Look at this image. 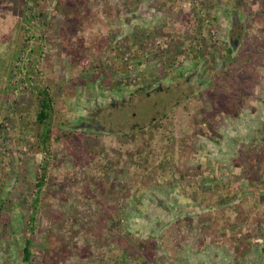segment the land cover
<instances>
[{
    "label": "rangeland",
    "instance_id": "374dc122",
    "mask_svg": "<svg viewBox=\"0 0 264 264\" xmlns=\"http://www.w3.org/2000/svg\"><path fill=\"white\" fill-rule=\"evenodd\" d=\"M29 1L0 41V264H264V0Z\"/></svg>",
    "mask_w": 264,
    "mask_h": 264
},
{
    "label": "crops",
    "instance_id": "0c3cea01",
    "mask_svg": "<svg viewBox=\"0 0 264 264\" xmlns=\"http://www.w3.org/2000/svg\"><path fill=\"white\" fill-rule=\"evenodd\" d=\"M0 2L3 4L2 5V14L1 18H4L0 20V41L3 36H10L13 33V29L18 26L19 23H22L23 17L24 16V10L25 6L24 4L26 3V0H0ZM28 2H31L27 0ZM142 8V7H141ZM160 8H162L159 5H153V4H147L144 6L142 9V13L144 16L151 18V22H149L151 25L156 27L160 20L164 18V13ZM167 14V13H166ZM159 20V21H158ZM9 39V37H8Z\"/></svg>",
    "mask_w": 264,
    "mask_h": 264
},
{
    "label": "trees",
    "instance_id": "16d2710c",
    "mask_svg": "<svg viewBox=\"0 0 264 264\" xmlns=\"http://www.w3.org/2000/svg\"><path fill=\"white\" fill-rule=\"evenodd\" d=\"M231 50V49H229ZM37 106H38V110H37V114H36V118L38 120V122L40 124H46L47 120H49L50 118V111H51V103H50V99L48 98V96L44 93H40L39 94V97H38V102H37ZM46 133V132H44ZM127 135H129L128 133H126ZM138 158L142 161L143 160V156L141 154H137ZM37 201V197L35 198V200L33 201V205L35 206V203ZM143 207V206H142ZM134 238V235L132 234V232L126 234L125 238L124 239H118L115 241L117 247H116V250H118V255L123 252H126V247L124 246H127V244H130V245H137L134 241L133 243V239ZM23 260L24 261H28L29 257H30V254H31V251H30V239L27 238L25 239V242H24V246H23ZM132 252H133V249H132ZM110 256H114L112 255L113 254V251H110ZM117 258H119L117 256Z\"/></svg>",
    "mask_w": 264,
    "mask_h": 264
},
{
    "label": "flooded vegetation",
    "instance_id": "af4514ba",
    "mask_svg": "<svg viewBox=\"0 0 264 264\" xmlns=\"http://www.w3.org/2000/svg\"><path fill=\"white\" fill-rule=\"evenodd\" d=\"M82 125L92 128L97 127L100 128L101 130H105V127L102 124L98 123V119L94 114H92L89 118H87L84 122H82Z\"/></svg>",
    "mask_w": 264,
    "mask_h": 264
}]
</instances>
